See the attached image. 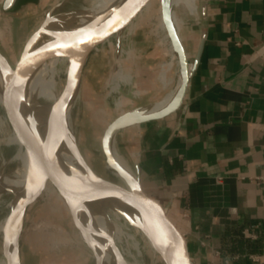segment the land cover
I'll return each instance as SVG.
<instances>
[{
	"label": "crops",
	"instance_id": "crops-1",
	"mask_svg": "<svg viewBox=\"0 0 264 264\" xmlns=\"http://www.w3.org/2000/svg\"><path fill=\"white\" fill-rule=\"evenodd\" d=\"M188 3L174 4L195 64L185 97L161 119L120 129L115 151L175 220L193 264H264V0ZM164 54L158 72L168 82L175 68L174 84L154 103L180 79Z\"/></svg>",
	"mask_w": 264,
	"mask_h": 264
},
{
	"label": "rangeland",
	"instance_id": "rangeland-1",
	"mask_svg": "<svg viewBox=\"0 0 264 264\" xmlns=\"http://www.w3.org/2000/svg\"><path fill=\"white\" fill-rule=\"evenodd\" d=\"M59 1L62 4L54 13L80 11L90 6L92 0H21L7 14L0 9V50L10 64L16 61L25 40L38 28L47 11ZM145 10L146 13L137 25L124 31L119 51V41L112 39L89 56L80 76L78 96L69 108L70 129L81 155L100 176L117 184H123V181L106 164L101 150V137L106 125L123 110L152 105L169 92L174 84L171 78L175 68L167 75L169 83L161 80L162 74L158 72L161 64L164 67L169 60L170 54L164 53H174L165 26L159 25L162 19L160 0H150ZM123 12L124 7L108 20L120 17ZM51 43H59V38ZM116 53L119 62L114 71ZM59 58L62 59L54 57L46 61L53 68V86L57 96L67 68V63L60 65L56 72ZM32 78L39 84L37 73ZM137 91L139 94H136ZM157 91L163 93L159 98ZM30 92L38 104L33 84ZM26 132H29L28 128ZM19 142L11 135L0 105V174L14 173L21 166L17 159L22 151ZM14 143L18 144V149ZM13 187L17 189L18 186ZM14 193L15 190L1 194L0 224L5 223L13 208L9 202L14 198ZM61 201L55 188L46 183L25 216L19 240L20 264H96L94 255L82 239L76 218ZM118 221L127 235V238L122 237L119 242L116 241L122 255L128 258V252L136 254L137 246L142 252L138 257L140 260L148 264H163L160 258L152 256L141 234L136 233L122 218ZM0 264H6L1 248Z\"/></svg>",
	"mask_w": 264,
	"mask_h": 264
},
{
	"label": "water",
	"instance_id": "water-1",
	"mask_svg": "<svg viewBox=\"0 0 264 264\" xmlns=\"http://www.w3.org/2000/svg\"><path fill=\"white\" fill-rule=\"evenodd\" d=\"M17 1L2 0L1 9L3 12H7L15 6ZM149 1L131 0L123 14L116 19L106 20L89 27L84 32L66 38L59 43L38 45L37 40L44 33L50 21V15L62 4V1H59L47 11L38 28L25 40L13 64L9 63L0 50V64L3 73V80L0 86L1 107L11 135L14 133L19 136L21 147L26 150L28 156L23 199L15 212H13L11 207L7 222L1 233L0 248L6 264H20L19 240L25 216L43 191L46 183H50L55 188L72 212H79L98 206L127 212H145L151 218L154 228L166 245L168 258L162 257V263L193 264L187 241L166 207L143 190L138 178L135 179L130 172L115 160L111 150V139L115 138V134L120 129L161 119L178 109L185 97L195 64L190 67L186 51L175 32L171 21V7L168 0H161V15L172 50L178 59L181 85L174 99L161 110L156 112H148L147 109L141 108L127 110L114 117L104 129L101 137V150L105 162L119 174L123 184H117L102 177V179L110 182L111 185H93L87 188L60 187L57 185L55 171L59 164L60 156L56 154L46 160L41 157L37 152L36 145L23 127L18 108L17 98L23 78L51 58H65L67 60V68L63 85L54 103L53 122L57 134L60 135V138L66 144L69 134L67 111L72 103L71 95L75 79L79 80L83 67L93 52L97 51L105 43H109L112 39L118 42L127 28H133L137 25L138 21L146 13L145 6ZM200 51L201 48H199L195 62L199 59ZM14 144L18 149V144ZM61 147L64 148V146ZM98 178L100 177L98 176ZM11 249H15L16 252L11 254ZM93 255L97 262V255L94 252Z\"/></svg>",
	"mask_w": 264,
	"mask_h": 264
},
{
	"label": "bare ground",
	"instance_id": "bare-ground-1",
	"mask_svg": "<svg viewBox=\"0 0 264 264\" xmlns=\"http://www.w3.org/2000/svg\"><path fill=\"white\" fill-rule=\"evenodd\" d=\"M130 1L131 0H92L90 6L84 7L80 11H63V13L52 12V14L50 15V21L47 27L45 28L44 33L40 35L39 39L37 40V44L41 45L44 43H51L55 38H59V42H61L66 38L84 32L85 30L89 29V27L95 26L108 20L110 16L117 12L120 8L124 7L125 11ZM168 1L171 7V21L175 32L177 33L178 26L181 20L179 18V15L177 14L176 9L174 8V4H179L181 2L187 4L189 0ZM159 25L164 27L162 19L159 20ZM120 42L121 39H119L118 42V51L120 49ZM117 56L114 71H116V68L118 66L117 64L119 62V56ZM172 56L177 58L175 53H173ZM66 63L67 60L65 58H59L56 66V72L59 71L60 65H64ZM36 73L39 78V84L37 83L36 79L32 78L33 75H35ZM179 78L180 79L179 83L176 86V91L172 96H170V98H167L166 100L160 101L158 103H154L150 106H137L128 110L137 108L147 109L148 112H156L158 110H161L174 99L180 88V70ZM2 80L3 73L1 71L0 64V86ZM31 84L34 85L35 90L37 92L38 104H36L35 98L33 97L32 92H30ZM79 85L80 78L79 80H77L76 78L73 83L71 101L75 99L79 89ZM57 98L58 96L53 86V68L52 65L49 66L46 61L43 62L35 70L29 72L23 78L17 98L19 113L23 127L25 128V130L26 128L29 129V132L27 133H29V137L36 145L37 152L45 160L50 159L56 154L60 156V161L55 171V180L57 185H59L60 187L74 188H87L93 185H111L110 182H107L106 180L102 179V176H100L81 155L74 134L70 129V123L68 120L70 107L67 111V120L69 124L68 141H66L67 143L65 144L63 139L60 138V135L57 134L55 124L53 122V108ZM1 104L2 96L0 92V105ZM125 111L127 110L121 111L117 115ZM13 136L15 139L20 141L19 148H21L22 151L17 157V159L18 161H20L21 166L14 173L0 174V197L4 191L15 190L14 198L11 200V202H9V204L13 205L12 209L13 212H15L19 207L24 196V186L28 168V156L26 150L21 147V140L19 136L14 133ZM61 146H64V148ZM111 150L113 152L115 160L124 169L130 172V174H132L135 179H137V176L133 173V171H131L125 164H123L119 159L118 155L116 154L114 138L111 139ZM98 176L100 178H98ZM13 186L18 187L16 189ZM60 199L62 200L61 197ZM61 202L65 204L63 200ZM69 212H71L76 218V222L81 232L83 241L86 244L88 243L87 246H90L88 247L90 248L92 254L94 252L97 255L96 264H148L144 262V260L142 261L140 260V258H138L142 252L137 246H135L137 250L136 254L128 252L126 254L128 258L125 255H122L123 253L119 251V246L117 247L116 241L118 240L119 242L120 238L122 237L127 238L124 228L118 221L119 218H122L124 221H126L128 226H132L136 233L141 234L146 245L151 250L153 254L152 256L160 259L162 257L165 259L168 258V251L166 245L158 231L154 228L151 218L145 212H127L123 210L108 208L105 206H98L91 209H85L79 212H72L71 210H69ZM110 212H112L113 215H111ZM6 222L7 219L5 223L0 224V232H2ZM15 252L16 251L14 249L12 250L11 254H14Z\"/></svg>",
	"mask_w": 264,
	"mask_h": 264
}]
</instances>
